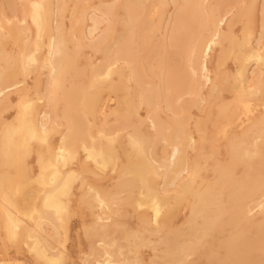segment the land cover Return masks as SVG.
<instances>
[{"label":"bare ground","instance_id":"obj_1","mask_svg":"<svg viewBox=\"0 0 264 264\" xmlns=\"http://www.w3.org/2000/svg\"><path fill=\"white\" fill-rule=\"evenodd\" d=\"M84 211L81 264H264V0H0V264Z\"/></svg>","mask_w":264,"mask_h":264},{"label":"rangeland","instance_id":"obj_2","mask_svg":"<svg viewBox=\"0 0 264 264\" xmlns=\"http://www.w3.org/2000/svg\"><path fill=\"white\" fill-rule=\"evenodd\" d=\"M241 27L242 26H239L238 27V29H237V31H240V29H241ZM234 63V62H233ZM232 63V61L231 62H229V64L227 65V67L225 68L226 69V71H228L229 70V72L231 71V72H233L234 71V69H235V64H233ZM43 75V74H42ZM41 75V76H42ZM46 75V74H45ZM44 75V76H45ZM40 76V77H41ZM33 77H31V80H29V85H31L32 83L34 84V82H35V77L32 79ZM44 79H46V78H44V77H42V80H44ZM32 81H34V82H32ZM32 84V85H33ZM31 85V86H32ZM207 92V89L206 90H204V94ZM225 99H231V96H229V94L228 93H225ZM194 114H195V116H197V117H195L196 119H200V118H203L204 117V113L201 111V110H199V109H195L194 110ZM141 115H142V117L145 115V111L143 110V112H141ZM7 116H8V119H10L12 116H13V113H8L7 114ZM199 116V117H198ZM12 119V118H11ZM222 152H223V149H220L219 150V154H222ZM191 153V155H194V151H191L190 152ZM193 153V154H192ZM109 174L108 175H106L105 176V178L104 177H101L102 178V183H104L105 185H107V183H108V185H111V183H112V181H110V178H109ZM94 177V176H93ZM100 178V179H101ZM109 178V180L107 181V183H105V181L107 180ZM110 183V184H109ZM87 213V211H84V214H82V215H85ZM82 215H77V217L78 218H76V217H74V220H72L73 222H72V224H71V232H70V237H69V242H67V254H69V256H68V263L67 264H71L72 263V261H73V264H79V262H80V255L78 254L79 253V251L81 250V249H83L84 250V252H87L88 250H86V249H88L87 247H88V240L87 239H85L86 237H84V233H83V230L84 229H82L81 227H82V224L84 223V221L83 220H85V223L86 224H88L90 221H92L90 218V216H89V214L87 213L85 216H83V218L81 217ZM132 215H133V213H132ZM132 215H130L129 213L127 214V216H128V219H125L126 220V222H128L130 225H132L133 223H136L137 221H134L133 223H131L132 222V220L130 219L131 217H133ZM181 215H183V214H180V216H179V224L181 223V221H182V219L184 220V217L183 216H181ZM129 216H131L130 218H129ZM134 216H135V214H134ZM84 217H86V218H84ZM90 217V218H89ZM136 217V216H135ZM134 217V218H135ZM90 219V220H88V219ZM133 218V219H134ZM80 219H83V220H80ZM88 221V223H87V221ZM134 220H136V219H134ZM181 220V221H180ZM91 223V222H90ZM89 223V224H90ZM137 224V223H136ZM136 224H135V226H136ZM85 225V224H84ZM134 225L132 226V227H135ZM84 227V226H83ZM82 231V232H81ZM78 232V233H77ZM76 234V235H75ZM78 234V235H77ZM79 235H82V236H79ZM78 236V237H77ZM79 237H83L81 240H79ZM155 238V237H154ZM153 238V239H154ZM78 239V240H77ZM155 239H157V238H155ZM154 239V240H155ZM86 240V241H85ZM80 242H81V246L79 245L80 244ZM88 242V243H87ZM87 243V245H85ZM87 246V247H86ZM79 247H81L80 249H79ZM12 249H14V250H12ZM144 256H145V261H147V262H149V261H151L152 260V258L154 259V254L156 255L157 253V251H154V250H152V248H145L144 250ZM10 254H17V251H16V249L15 248H11L10 249ZM78 252V253H77ZM20 254H22V255H27L26 254V252L24 251L23 253H20ZM74 258H73V257ZM78 256H79V259H78ZM72 257V258H71ZM152 257V258H151ZM72 259H74V260H72ZM70 260H72V261H70ZM78 260V261H77ZM208 261L206 260V262H205V259H199V258H197V257H195V258H193L192 259V261H191V264H209V262L207 263ZM80 264H81V262H80ZM83 264V263H82ZM211 264V263H210Z\"/></svg>","mask_w":264,"mask_h":264}]
</instances>
